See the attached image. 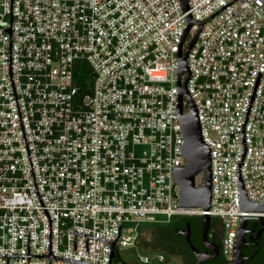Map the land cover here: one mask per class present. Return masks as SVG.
I'll return each mask as SVG.
<instances>
[{"label":"built area","instance_id":"1","mask_svg":"<svg viewBox=\"0 0 264 264\" xmlns=\"http://www.w3.org/2000/svg\"><path fill=\"white\" fill-rule=\"evenodd\" d=\"M9 36L54 255L108 264V242L89 237L87 250L86 236L76 234L74 249L69 229L114 240L120 225L117 252L137 244L144 222L209 214L220 220L223 255L233 258L243 215L241 129L259 71L240 172L248 199L264 198V0H187V8L182 0H0V254H27L28 232L29 254H48L49 218L9 74ZM188 49L182 109L195 106L210 149L209 209L180 205L174 179L188 165L178 110L179 53ZM79 60L93 72L83 96ZM246 216L264 218V211ZM28 263L49 264V257H8V264Z\"/></svg>","mask_w":264,"mask_h":264},{"label":"water","instance_id":"2","mask_svg":"<svg viewBox=\"0 0 264 264\" xmlns=\"http://www.w3.org/2000/svg\"><path fill=\"white\" fill-rule=\"evenodd\" d=\"M183 5L187 8V0H182ZM192 22L188 24V27L184 33L183 39L185 38L189 28L191 27ZM198 35V34H197ZM197 35L193 38L191 45L189 49L192 47L194 44ZM189 49L183 54L179 53V72H178V77H179V84H180V92H179V114H180V123L182 126V132L184 135V147H183V154L185 158L188 161V165L182 168H177L175 173H174V179L177 185L179 186L180 193H179V204L182 206H189V207H202L204 209H209L210 207V201H211V158H210V149L208 145L203 141L202 135H201V127H200V122L197 116V111L195 106L193 105L192 109L189 110L186 114H183V109H182V99H183V94H187V80L185 81L184 84L180 83V76L181 74L188 70V65H187V55ZM11 51H12V36H9V74L11 78V83L13 87V92L16 100V105L19 113V118L21 122V127L24 135V140L27 148V153L30 161V166L32 170V175L35 183V188H36V193L38 195V198L49 218V253L48 254H29V232H28V253L27 254H0V256H6L7 257V264H8V257L9 256H27L28 259L31 256H48L49 257V264H51V258H58V259H63V260H68V261H73V262H78V263H83V264H96V263H91V262H86V261H81V260H76V259H71V258H66V257H61V256H56L52 252V236H51V218L42 202V199L38 193L37 190V184H36V179L32 167V162L29 154V149L26 141V136L24 132V127L22 123V118L19 110V105H18V100L16 96V91L14 87V82H13V77H12V57H11ZM261 71L258 72L256 82L252 91V95L248 104L247 108V113L244 118V122L242 124V129H241V138H242V143H243V152L241 155V158L239 160L238 166H237V177H238V187H239V197H240V207L241 210L243 211V215L240 217V222H239V227L237 231V235L235 237L234 241V256L229 264H241L242 261L245 259L241 256V249L243 243H245V234L248 233L250 230L247 228V222L248 220L255 219L260 222V227L258 229V234L257 237H259L263 231H264V218L261 216H246V211H264V198L261 203H255L248 199L244 182L241 176L240 168L244 159V156L247 151V144L245 140V135H244V129L245 125L249 116V112L252 106V102L257 90V86L261 77ZM201 172H205V183L203 186L196 187L195 185V177L200 174ZM204 221L206 223V226L203 230V237L204 239L207 238V232H208V225H209V220L210 216L209 214L203 215ZM187 231L186 237L189 239V224H187ZM74 233V249L76 248V234H82L86 236L87 240V250H88V238L93 237L96 239H100L103 241H106L109 243V263L111 264V258L116 257L117 252L115 251V243L116 239H118L120 235V225L118 226V235L114 240H106L97 236H93L90 234H86L83 232H79L76 230L69 229ZM191 244V242H190ZM191 248L194 250V252L197 255V261L196 264H201L203 260L206 258L199 254L198 250L191 244ZM213 255H215L216 250L213 249ZM29 264V263H28Z\"/></svg>","mask_w":264,"mask_h":264},{"label":"flooded vegetation","instance_id":"3","mask_svg":"<svg viewBox=\"0 0 264 264\" xmlns=\"http://www.w3.org/2000/svg\"><path fill=\"white\" fill-rule=\"evenodd\" d=\"M187 224H189V239L186 237ZM206 226L204 217H196L186 221V225H177L173 229L162 227L156 234L149 237L151 245L147 250L151 255L163 252V260H152L151 264H196L197 255L191 248V244L198 250L199 254L206 259L201 264H229L232 259H228L221 251L222 229L220 223L214 218H210L207 238L203 237V230ZM260 222L255 219L248 220L247 228L250 230L245 234V243L242 245L241 256L245 258L241 264H264L261 262L259 249L261 241L264 239L263 233L257 237V227ZM191 242V244H190ZM213 249L216 250L213 255Z\"/></svg>","mask_w":264,"mask_h":264},{"label":"trees","instance_id":"4","mask_svg":"<svg viewBox=\"0 0 264 264\" xmlns=\"http://www.w3.org/2000/svg\"><path fill=\"white\" fill-rule=\"evenodd\" d=\"M76 83L80 87V96L85 95L89 90L92 83V68L87 63V61L79 60L76 64ZM199 174L195 177V185L196 187L203 186V182L205 181V172H203V176L198 178ZM202 215H175L167 222H144L140 225V234L139 239L137 241L138 249L148 251V246L151 245V241L144 237V233L148 232L149 235L156 234L158 230L162 227H168L169 229L175 228L177 225L181 224L182 226L186 225V221L193 220L196 217H201ZM214 218V217H213ZM217 219V218H214ZM260 226L257 227V230ZM259 253L261 254V262H264V239L261 241V247L259 249ZM148 254V253H144ZM159 254H163L160 252ZM151 255V254H148ZM113 262L115 264H135L130 261H126L121 257L120 251L117 250V255L114 257Z\"/></svg>","mask_w":264,"mask_h":264},{"label":"rangeland","instance_id":"5","mask_svg":"<svg viewBox=\"0 0 264 264\" xmlns=\"http://www.w3.org/2000/svg\"><path fill=\"white\" fill-rule=\"evenodd\" d=\"M203 176V172H201L198 176V178L202 177ZM215 218V217H214ZM218 223H220L219 219H215ZM144 237H146V239L149 240V233L146 232L144 233ZM138 245H135V246H124V247H119L118 250L120 251V254H121V257L126 260V261H130V262H133L135 264H151V263H142L139 261V255L140 254H144V253H148V254H151V252L148 250V251H145V250H139L138 248Z\"/></svg>","mask_w":264,"mask_h":264}]
</instances>
